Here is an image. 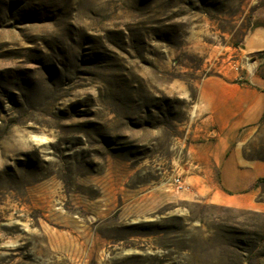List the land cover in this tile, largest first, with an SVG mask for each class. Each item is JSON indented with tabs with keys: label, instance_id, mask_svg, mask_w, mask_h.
Masks as SVG:
<instances>
[{
	"label": "rangeland",
	"instance_id": "1",
	"mask_svg": "<svg viewBox=\"0 0 264 264\" xmlns=\"http://www.w3.org/2000/svg\"><path fill=\"white\" fill-rule=\"evenodd\" d=\"M229 72L264 92V0H0V264H74L40 263L49 233L87 235L86 264H264V212L181 156ZM236 140L264 161V113Z\"/></svg>",
	"mask_w": 264,
	"mask_h": 264
},
{
	"label": "crops",
	"instance_id": "2",
	"mask_svg": "<svg viewBox=\"0 0 264 264\" xmlns=\"http://www.w3.org/2000/svg\"><path fill=\"white\" fill-rule=\"evenodd\" d=\"M251 32L243 39L245 49L260 50L262 46L248 49L246 41ZM238 75L217 73L201 79L195 120L186 129L181 156L189 163L185 171L190 176H219L220 182L210 193L211 201L264 212L259 184L255 185L264 178V161L244 159L240 147H234L239 134L253 132L261 121L264 92L249 78L240 80ZM43 237L34 246L36 255L43 257L40 263L50 262L51 255L57 256L58 252L70 255L74 264H86L89 260L92 248L87 235L49 233Z\"/></svg>",
	"mask_w": 264,
	"mask_h": 264
},
{
	"label": "built area",
	"instance_id": "3",
	"mask_svg": "<svg viewBox=\"0 0 264 264\" xmlns=\"http://www.w3.org/2000/svg\"><path fill=\"white\" fill-rule=\"evenodd\" d=\"M174 182L176 183V185H177L178 187L182 188V183H181L180 178L176 177V178L174 179Z\"/></svg>",
	"mask_w": 264,
	"mask_h": 264
},
{
	"label": "trees",
	"instance_id": "4",
	"mask_svg": "<svg viewBox=\"0 0 264 264\" xmlns=\"http://www.w3.org/2000/svg\"><path fill=\"white\" fill-rule=\"evenodd\" d=\"M262 181H264V178H260V179H258V180H257V183H260V182H262Z\"/></svg>",
	"mask_w": 264,
	"mask_h": 264
}]
</instances>
